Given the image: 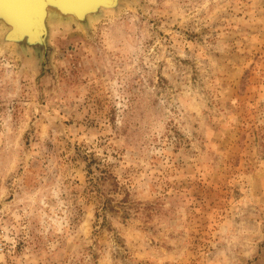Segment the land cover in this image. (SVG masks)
Listing matches in <instances>:
<instances>
[{
    "label": "rangeland",
    "instance_id": "374dc122",
    "mask_svg": "<svg viewBox=\"0 0 264 264\" xmlns=\"http://www.w3.org/2000/svg\"><path fill=\"white\" fill-rule=\"evenodd\" d=\"M0 23L3 264H264V0Z\"/></svg>",
    "mask_w": 264,
    "mask_h": 264
},
{
    "label": "water",
    "instance_id": "95a60500",
    "mask_svg": "<svg viewBox=\"0 0 264 264\" xmlns=\"http://www.w3.org/2000/svg\"><path fill=\"white\" fill-rule=\"evenodd\" d=\"M120 0H0V23L8 27L5 42L32 49L45 46L49 12L85 21L89 15L116 9Z\"/></svg>",
    "mask_w": 264,
    "mask_h": 264
},
{
    "label": "built area",
    "instance_id": "2783aa9c",
    "mask_svg": "<svg viewBox=\"0 0 264 264\" xmlns=\"http://www.w3.org/2000/svg\"><path fill=\"white\" fill-rule=\"evenodd\" d=\"M6 238L4 235V231L0 229V256H4L7 252ZM0 262H4L0 260ZM3 264V263H0Z\"/></svg>",
    "mask_w": 264,
    "mask_h": 264
},
{
    "label": "bare ground",
    "instance_id": "6f19581e",
    "mask_svg": "<svg viewBox=\"0 0 264 264\" xmlns=\"http://www.w3.org/2000/svg\"><path fill=\"white\" fill-rule=\"evenodd\" d=\"M49 14H50V12H49ZM6 44H13L14 45V43H11V42H5Z\"/></svg>",
    "mask_w": 264,
    "mask_h": 264
}]
</instances>
